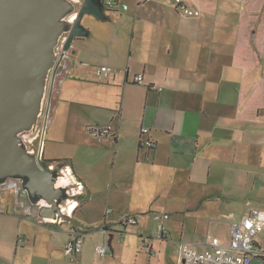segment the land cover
<instances>
[{
	"label": "crops",
	"instance_id": "1",
	"mask_svg": "<svg viewBox=\"0 0 264 264\" xmlns=\"http://www.w3.org/2000/svg\"><path fill=\"white\" fill-rule=\"evenodd\" d=\"M118 1L127 9L105 8L104 21L85 15L95 27L73 42V65L51 77L38 121L42 158L70 172L76 202L46 231L66 229L52 242L19 186H0V264H179L180 242L226 243L230 224L256 210H247L254 196L264 199V0H182L196 18L174 0ZM102 66L111 71L98 81ZM69 102L77 129L61 165L45 155V128L54 132ZM88 124H110V134L95 138ZM143 128L153 149L140 146ZM155 214L169 215L166 237ZM125 216L136 224L120 226ZM75 231L83 246L69 262L62 249Z\"/></svg>",
	"mask_w": 264,
	"mask_h": 264
},
{
	"label": "water",
	"instance_id": "2",
	"mask_svg": "<svg viewBox=\"0 0 264 264\" xmlns=\"http://www.w3.org/2000/svg\"><path fill=\"white\" fill-rule=\"evenodd\" d=\"M105 8L111 6L81 0L71 26L67 16L75 6L69 0H0V185L18 181L39 218L65 220L61 207L71 193L60 171L43 160V137L35 156L23 134L36 130L47 109L44 102L51 72L59 64L56 47L61 36L69 30L66 48L72 39L87 36L83 17L104 21Z\"/></svg>",
	"mask_w": 264,
	"mask_h": 264
},
{
	"label": "built area",
	"instance_id": "3",
	"mask_svg": "<svg viewBox=\"0 0 264 264\" xmlns=\"http://www.w3.org/2000/svg\"><path fill=\"white\" fill-rule=\"evenodd\" d=\"M72 3V0H69ZM73 0V3H76ZM108 5L110 2H106ZM176 10L185 17L196 18L199 16V11L185 4L182 0H174ZM123 9L126 6L123 5ZM68 18V16H67ZM111 69L105 66L96 69V78L101 81L105 76L109 75ZM133 83L142 84V75H136L133 78ZM110 124L105 126H88L86 132L95 137L102 138L110 134ZM36 131V130H35ZM34 131V132H35ZM33 133V132H32ZM26 133V134H32ZM32 134L31 136H33ZM148 135V129H141V147L153 149L155 143L144 136ZM24 136V134H23ZM35 136L24 142L29 146L32 143ZM29 148V147H28ZM31 153V150L28 149ZM49 168H53L49 166ZM61 173V172H60ZM14 183V182H13ZM16 184V183H15ZM70 184V185H69ZM76 184V183H75ZM17 185V184H16ZM66 185L70 188V193H74V184L69 181ZM76 189H80L79 185H76ZM64 209V208H63ZM156 222V232L160 237L167 235V230L164 225L165 221L169 219L167 214H155L153 216ZM54 221L50 219H43L41 225L48 226L53 224ZM121 223L134 225L136 220L133 216H125L121 219ZM264 231V211L252 210L248 214L244 215L240 220L232 222L229 226V239L226 243H222L218 238L211 235H206L205 247L202 249L195 248L189 243L180 242L175 248V253L179 260V264H250L254 260H261L264 258V250L256 247L255 238L257 235ZM23 241L24 237L19 238ZM83 246V233L75 231L70 233L63 247V255L69 261L73 262ZM97 253L104 257L110 253L109 247L105 244L97 248ZM264 264V262H262Z\"/></svg>",
	"mask_w": 264,
	"mask_h": 264
},
{
	"label": "rangeland",
	"instance_id": "4",
	"mask_svg": "<svg viewBox=\"0 0 264 264\" xmlns=\"http://www.w3.org/2000/svg\"><path fill=\"white\" fill-rule=\"evenodd\" d=\"M88 19L87 17H85L84 21L86 22ZM84 24V22H83ZM93 26L95 27V23H92ZM96 25L99 26V24L96 23ZM83 26V25H82ZM84 27V26H83ZM66 99H70L73 98V94H68L65 95ZM60 113L58 114L55 122H54V132H52L53 128H50L48 130V128H45V135L47 138H45V141H52V142H47V146L45 149V155H47L49 153V151L52 150L53 156L52 158L56 159H60L59 161H61V165H64V161L65 160H71L73 159V132L77 129V125L75 127H73V103H62L60 105ZM41 125L42 122H39V124L37 125L36 131L33 132L32 134H34L33 136H31L32 134H24V139L28 140L31 139L35 136L34 140L32 141L31 144H29V150H31V153L36 155L38 154L39 148V139H40V130H41ZM88 126H96V124H88L86 127ZM100 126V125H99ZM85 127V128H86ZM44 151V148H43ZM50 166L54 167L53 164H49ZM60 166V165H59ZM55 168V167H54ZM58 169L61 173V182L62 184L69 183V181L71 183H73V181L70 178V172L68 174L67 170L65 167L63 168H55ZM64 169V170H62ZM8 185L9 188H11L13 186L14 181H8ZM17 182V181H15ZM3 188V187H2ZM9 194V193H8ZM246 198H250V195L247 196ZM0 201V207L3 205V203H1L3 200V198H1ZM245 202V199L238 201V205H241ZM66 204L64 203L62 206H65ZM250 209H256V210H263L264 211V199H259L256 196H254L253 201H252V205L249 206V208L247 210ZM82 216V214L79 212L78 213V217L80 218ZM42 219V218H41ZM43 220V219H42ZM51 227L53 226H47V229H43L44 232L47 233V236H49L52 239V242H59V239L57 238V236L60 234L62 235L61 232H64V230L66 229V225H62V226H55L54 230H58L60 231V233H53L51 235V233H48L47 231H52ZM33 229H39L36 227H32ZM47 230V231H46ZM256 242L258 243V246L264 250V231L259 233L257 235V237L255 238ZM62 256L63 255V250H62ZM65 258V257H64ZM49 264V263H48ZM250 264H262L261 260H254L253 262H251Z\"/></svg>",
	"mask_w": 264,
	"mask_h": 264
},
{
	"label": "flooded vegetation",
	"instance_id": "5",
	"mask_svg": "<svg viewBox=\"0 0 264 264\" xmlns=\"http://www.w3.org/2000/svg\"><path fill=\"white\" fill-rule=\"evenodd\" d=\"M74 2H76V3H73V0H72L73 5L75 6V10L67 18V20H69L68 22L71 26L73 25V22L76 20L77 12H78V9L80 8V5H81V0L74 1ZM100 2L104 5L107 4L104 0H100ZM107 2H110V4L113 3L111 5V9L113 7L118 8L119 6L122 7V9H123V5H121L118 0H108ZM126 9H127V7H126ZM126 9H123V10H126ZM85 17L86 16L83 17V19L81 21V25H83L84 28L90 30L91 28L94 27L92 24V23H94V21H91L88 19L85 22L84 21ZM83 22H84V24H83ZM68 36H69V30L61 36V38L57 44L56 55H57V62L59 64L55 70L57 72L56 73H55V71L53 73L51 72V77L53 76L55 78V77L59 76L60 69L63 68V64L65 62H71V64L73 65V39H72L71 43L69 44V46L66 48V42L68 40ZM80 39H82V37H76V38H74V41H78ZM51 77H50L49 81L51 80Z\"/></svg>",
	"mask_w": 264,
	"mask_h": 264
},
{
	"label": "clouds",
	"instance_id": "6",
	"mask_svg": "<svg viewBox=\"0 0 264 264\" xmlns=\"http://www.w3.org/2000/svg\"><path fill=\"white\" fill-rule=\"evenodd\" d=\"M107 2V1H106ZM125 6V5H124ZM40 147V146H39ZM48 166H50V165H48ZM53 169H55L54 167H53ZM61 171V170H60ZM9 181H14V183H16L18 186H19V188H20V184H19V182L17 181V182H15V180H9ZM7 183H9L8 181L5 183V184H3V185H0V186H5ZM20 190H21V188H20ZM71 199H73V194H71L70 196H69V198H68V200H67V202L65 203L66 205V207H68V205L71 203L70 202V200ZM66 207H61V211H62V214H64V215H67V214H71L72 213V211H73V209L74 208H72V210H71V212H67V213H65L64 212V209L63 208H66ZM37 220H39L40 221V225H41V221H42V219H44V218H36ZM50 220H52V221H54V223L53 224H51V226L52 225H59L63 220H60V219H56V220H53V219H50ZM42 226H44V225H42ZM48 226H50V225H48ZM45 227H47V226H45ZM70 236V235H69ZM167 236V235H166ZM166 236H164V237H166ZM69 238V237H68ZM25 240V239H24ZM63 250V249H62ZM110 250V249H109ZM67 260V259H66Z\"/></svg>",
	"mask_w": 264,
	"mask_h": 264
},
{
	"label": "bare ground",
	"instance_id": "7",
	"mask_svg": "<svg viewBox=\"0 0 264 264\" xmlns=\"http://www.w3.org/2000/svg\"><path fill=\"white\" fill-rule=\"evenodd\" d=\"M72 17V16H71ZM69 21V20H68ZM53 113V112H52ZM37 155V154H36ZM35 155V156H36ZM76 205V202H71L69 205H68V207H66V208H64V212L65 213H69V212H71V210H72V208H74V206Z\"/></svg>",
	"mask_w": 264,
	"mask_h": 264
},
{
	"label": "trees",
	"instance_id": "8",
	"mask_svg": "<svg viewBox=\"0 0 264 264\" xmlns=\"http://www.w3.org/2000/svg\"><path fill=\"white\" fill-rule=\"evenodd\" d=\"M186 4V3H185ZM141 146V145H140ZM168 217H169V215H168ZM154 220V219H153ZM155 222V221H154ZM155 224H156V222H155ZM129 224H124V223H121L120 222V226H123V228H125L126 226H128ZM155 228H156V226H155ZM156 234H157V232H156ZM167 234H168V231H167ZM157 236H159L158 234H157ZM160 237V236H159ZM162 238V237H161ZM255 246L256 247H259L258 246V244H257V242H256V244H255ZM259 249H261L260 247H259ZM260 259H262V262H264V258H260Z\"/></svg>",
	"mask_w": 264,
	"mask_h": 264
}]
</instances>
